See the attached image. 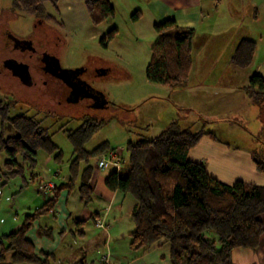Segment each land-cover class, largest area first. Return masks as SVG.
<instances>
[{
	"label": "rangeland",
	"instance_id": "obj_1",
	"mask_svg": "<svg viewBox=\"0 0 264 264\" xmlns=\"http://www.w3.org/2000/svg\"><path fill=\"white\" fill-rule=\"evenodd\" d=\"M85 1L58 0L55 6L47 1L40 13L28 14L16 7L13 0H0V101L7 104L9 118L23 114L39 120L61 152V167L53 160L52 155L39 150L35 167L23 164V175L9 178L4 175L6 154L0 152V235L10 232L14 224H20L24 214L32 212L51 196L57 185L47 177L58 166L62 175L67 174V166L73 158L72 145L67 137L68 130L74 131L86 120L102 124L96 127L84 148L91 151L100 143L107 142V150L116 157V161L121 162L120 171L115 170L121 175L129 168L125 144L128 141L152 138L172 121L177 122L180 129L211 132L219 142L227 143L239 151L247 150L252 156L264 161V98L254 100L243 89L238 88L246 84L243 75L225 80V76L229 78L233 72L228 68L224 69V61H220L217 68H222L223 71L217 69V73H221L222 80L189 81L205 82L199 86L201 92L204 88L208 91L203 97L187 95V79L181 86L173 88L151 82L145 76V68L150 59L151 47L159 35L154 30L153 21L151 22L148 1L110 0L114 17L96 25L87 14ZM135 11L140 15L133 20L131 14ZM112 27L117 29L116 36L106 46L101 45L99 38ZM16 41L28 42L35 53L43 50L51 52L64 69H83L79 75L81 80L104 96L106 106L97 107L88 98L77 102L60 101L49 94L50 88L44 86V82L37 77L38 73L33 71V82H22L5 66L7 59L17 55ZM259 44L257 41V45ZM211 66L214 67V64L207 63L206 68L210 69ZM217 73L213 72L211 75L217 76ZM252 75L253 73L250 76ZM231 87H235L239 93L234 94L237 101L228 106L224 104V100L230 97H226L222 91ZM221 95L225 97L223 101H220ZM1 132L4 136L14 134L9 125L2 131L0 119V134ZM203 136H208V141H215L209 135ZM194 152L207 158L211 156L207 143L197 144ZM98 157L99 154L81 161L79 168L91 166L93 171L96 170ZM209 161H212L209 163L210 167L223 172L226 180L241 179L258 185L257 181L264 177V174H259L254 178L253 171L256 170L253 165L250 168L236 163L229 166L217 164L220 160ZM111 167L100 170L108 172ZM211 170L209 173L213 174ZM51 180L56 184L62 183L61 177ZM41 184L45 185L42 189ZM260 217L264 226V214ZM126 219L128 220L123 217L124 223H119L120 227L127 228ZM88 224L92 227L91 221ZM95 226L108 229V224H103L101 220H97ZM110 234H113V229ZM207 237L216 236L207 232ZM95 246L97 247L90 251L87 249L89 242L76 234L73 238L68 236L55 252L53 264H62L57 260L61 257L60 253L68 254L70 260L74 261L85 255L84 252L81 253L83 249L87 250L86 254L93 260L92 263L98 264L97 256L105 249L99 243ZM263 251L264 232L260 253L263 254ZM105 256L101 255L100 262L107 261ZM9 262L7 255L5 263Z\"/></svg>",
	"mask_w": 264,
	"mask_h": 264
},
{
	"label": "trees",
	"instance_id": "obj_2",
	"mask_svg": "<svg viewBox=\"0 0 264 264\" xmlns=\"http://www.w3.org/2000/svg\"><path fill=\"white\" fill-rule=\"evenodd\" d=\"M54 6L58 0H13L14 5L28 14L42 11L43 4ZM87 14L93 24L114 17L110 0H86ZM139 12L131 18H139ZM159 35L151 47L149 62L145 68L147 80L170 88L186 82L191 68V40L193 30L176 26L173 18L153 24ZM117 29L110 28L100 38L106 46ZM255 42L242 39L238 43L231 62L246 67L252 61ZM254 100L264 98V78L253 74L245 88ZM8 106L0 101L2 131L6 125L14 134H0V152L6 154V177L22 176L23 164L35 167L39 150L61 161V152L52 142L47 129L33 117L23 114L9 118ZM5 123H7L5 125ZM102 122L86 120L67 137L72 145L73 158L68 164L69 179L54 188L49 199L23 216L19 227L0 235V264H53L54 254L35 252L34 244L27 237L33 223L41 216L53 212L60 192H70L78 186L79 200L87 205L92 199L90 184L93 168L81 171L79 163L87 161L109 148L102 142L91 151L84 148L96 127ZM203 135L216 137L211 132L180 129L177 122H170L158 135L125 144L129 168L124 175L110 172L104 183L110 190L130 195L136 205L131 213L134 229L130 232V247L139 250L163 240L169 243L171 264H233L231 255L236 248L257 249L264 226V185L236 180L231 185L210 176L201 162L189 160L188 151ZM256 170L264 174V161L252 156ZM75 222H79L75 220ZM207 232L215 238L207 237ZM50 236V230L40 229ZM9 255L10 262L5 263ZM68 264H87L79 258Z\"/></svg>",
	"mask_w": 264,
	"mask_h": 264
},
{
	"label": "crops",
	"instance_id": "obj_3",
	"mask_svg": "<svg viewBox=\"0 0 264 264\" xmlns=\"http://www.w3.org/2000/svg\"><path fill=\"white\" fill-rule=\"evenodd\" d=\"M146 1H148L151 8L150 15L153 24L173 18L176 26L191 28L193 30L191 40L192 63L185 90L187 95L192 94L198 97L202 95L201 97H203L208 92L204 90L205 88L201 92V87H199L205 84V82H189L191 80H222V75L219 71H223V69L217 68V65H220L223 61L225 64L224 69L228 68L229 71L233 72L231 77L227 78L225 76V80L233 79V76L239 77L238 75H243L247 85L245 84L238 88L243 89L245 93H247L245 88L249 85L252 73L264 78V0ZM242 39H249L255 42L252 61L246 67H238L231 62V57ZM257 41L260 42L259 45H257ZM217 49H221L222 51H218ZM256 50H258V53ZM207 63L210 65L213 63L214 67L211 66L210 69H207ZM246 68H249V70H246ZM217 69L219 70L218 73ZM213 72L217 73V76H212ZM245 73L247 74L245 75ZM222 93L230 98L226 100L221 95L220 101L225 99L224 104L230 106L231 103L237 101L234 94H238L239 91L235 90V87H231L230 89L223 90ZM177 103L184 106L179 102ZM201 143H207V147L211 151L209 158L203 154L194 152L197 144L201 145ZM197 144L188 151L187 158L204 163L206 172L222 183L231 185L238 179L234 181L226 180L223 177V172L221 173V171L210 167L209 163L212 161L209 160H215V162L220 160L217 163L220 165L228 164L229 166V164L236 163L238 166H250L251 168V165H253L255 167L251 152L247 150L239 151L235 147L231 148L227 143L219 142L218 138L211 142L208 141V136H202ZM58 163L61 167V161ZM59 166L53 170L50 177H47L54 185L59 184L54 183L51 180L52 178L61 177L62 183L69 179V172L62 175ZM95 169L92 172L90 181L93 187L92 199L87 205H83L79 200L78 186H75L70 192L62 190L53 212L41 216L33 223L27 237L34 244L35 252L40 256L43 253L55 254L64 244V239L68 236L73 238L76 234L82 240L89 242L87 249L90 251L97 247L95 246L96 243H99L105 249L100 256H97L98 264H171L169 243L166 241L159 240L149 247L139 250H134L130 247L129 234L134 229L131 213L135 208L136 201L128 194H124L118 190H110L106 187L104 180L110 172L114 171L113 169L109 168L108 172ZM211 169L213 170V174L209 173ZM79 170L81 171L82 169ZM256 171H253L254 178H257V175L260 176L259 174H263ZM257 182L259 183L258 185H264V177ZM77 209L78 212H76ZM123 217L128 218V220L126 219L128 229L124 226H119V223H124L122 221ZM75 220L79 222L76 223ZM97 220H101L103 224H108V229L95 226ZM89 221H91L92 227L88 224ZM18 227L19 223L14 224L10 228V232L16 230ZM42 228L50 230V236L40 233V229ZM112 229L113 234H110ZM261 242L262 236L257 249L254 251L246 248L234 249L231 255L233 264H264V251L263 254L260 253ZM83 252L85 255L79 258L84 257L87 264H93V260H90L86 254L87 250L83 249L81 253ZM103 254L107 257L105 263L99 260ZM60 255L61 257L56 259L62 262V264L73 262L70 260L71 258L68 254L60 253Z\"/></svg>",
	"mask_w": 264,
	"mask_h": 264
},
{
	"label": "flooded vegetation",
	"instance_id": "obj_4",
	"mask_svg": "<svg viewBox=\"0 0 264 264\" xmlns=\"http://www.w3.org/2000/svg\"><path fill=\"white\" fill-rule=\"evenodd\" d=\"M16 49L17 55L10 57L5 62L7 69H10L8 68L10 63H21L24 65V69L26 70V79L23 82H33V71L34 73H38L37 77L41 80V82H44V86H48V88H50L49 93L52 94L53 97L59 99L60 101L73 99L71 94L76 93L75 90H78L77 83L78 78H80V74H78V72L63 70L60 62L59 64L57 62L58 58L47 50H43L38 53L33 52L28 42L16 41ZM59 65L60 67H58ZM59 68H61V70ZM90 100L95 105H101L104 101V97L103 95L98 94L94 99Z\"/></svg>",
	"mask_w": 264,
	"mask_h": 264
},
{
	"label": "water",
	"instance_id": "obj_5",
	"mask_svg": "<svg viewBox=\"0 0 264 264\" xmlns=\"http://www.w3.org/2000/svg\"><path fill=\"white\" fill-rule=\"evenodd\" d=\"M57 62L59 64L58 59H57ZM16 65H18V66H16ZM58 67H60V65ZM8 68H10L12 70L13 75L17 76L22 82L25 81L26 70L24 69V65H22L21 63L15 64V62H14V64L10 63ZM59 69L61 70V68H59ZM62 69L65 71H73V72L75 71V72H78V74H80L83 70V69H70V70H68V69H64V68H62ZM77 84H78V86H77L78 90H75L76 93L71 94L73 99L72 100L66 99V101L77 102L78 100L83 99V98L94 99L98 94L102 95L100 92L93 90L86 82L82 81L81 78H78ZM106 104H107V102L104 100L103 103L101 105H97V107H103V106H106Z\"/></svg>",
	"mask_w": 264,
	"mask_h": 264
},
{
	"label": "built area",
	"instance_id": "obj_6",
	"mask_svg": "<svg viewBox=\"0 0 264 264\" xmlns=\"http://www.w3.org/2000/svg\"><path fill=\"white\" fill-rule=\"evenodd\" d=\"M115 156L112 155L110 150H106L102 153L99 154L98 160H97V168L99 169H104L107 168L108 166H112L111 169L114 171H118L119 168L121 167V162L115 160ZM45 185L41 184L40 189H42Z\"/></svg>",
	"mask_w": 264,
	"mask_h": 264
}]
</instances>
